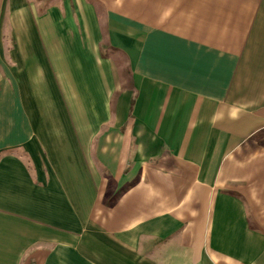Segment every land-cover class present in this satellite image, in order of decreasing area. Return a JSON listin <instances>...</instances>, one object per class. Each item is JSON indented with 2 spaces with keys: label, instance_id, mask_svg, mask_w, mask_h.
<instances>
[{
  "label": "crops",
  "instance_id": "0c3cea01",
  "mask_svg": "<svg viewBox=\"0 0 264 264\" xmlns=\"http://www.w3.org/2000/svg\"><path fill=\"white\" fill-rule=\"evenodd\" d=\"M0 264H264V0H0Z\"/></svg>",
  "mask_w": 264,
  "mask_h": 264
}]
</instances>
